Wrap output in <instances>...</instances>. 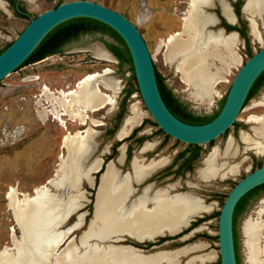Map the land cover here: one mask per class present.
<instances>
[{
	"label": "bare ground",
	"instance_id": "1",
	"mask_svg": "<svg viewBox=\"0 0 264 264\" xmlns=\"http://www.w3.org/2000/svg\"><path fill=\"white\" fill-rule=\"evenodd\" d=\"M244 1L243 15L249 23L250 34L257 43H261L263 35L257 21L264 20V0ZM218 2L223 17L232 23L233 16L226 2ZM6 6L0 0V8L5 12ZM210 7L212 0H189L188 9L182 18L181 31L164 41L160 40L156 47L158 53L165 48V63L175 68L190 97L208 105L219 97L217 86L229 83L227 77L230 70L241 65L236 35L206 29L212 27L213 17L203 9ZM91 49L95 59L114 62L102 46L95 45ZM111 74L112 70L106 67L101 73L87 74L77 81L74 89L61 91L57 96L44 88L43 95L53 109L37 110V119L44 122L48 115H52L65 128L66 123L61 116H68L72 122L79 121L80 125H85L89 114L107 108L108 113L111 112L115 108L116 93L119 92L118 81L110 77ZM100 87L113 95L103 93ZM253 108H264V90ZM142 120L143 114L136 104L132 105L116 133V140L123 142L134 129L141 126ZM91 123L94 126L102 125L92 120ZM245 123L252 125L250 133H239V140L245 145L243 153L253 151L255 155L264 157V114L251 115ZM93 140L94 131L90 128L66 134L62 139L65 155L59 156L60 163L52 179L35 188L32 195L18 193L14 188L9 190L6 197L8 208L12 211L20 236L10 237L13 249L4 247L0 250V264H179L182 258L205 249L203 243H197L145 254L130 245H116L124 242V238L143 243L156 242L164 235L174 237L193 218L209 214L213 204L204 205L198 196L188 193L189 191L170 194L175 185L154 191L151 184H146L140 194L135 196L131 183H140L148 178L152 172L162 168L167 160L145 163L144 160L134 158L132 173L123 174L117 168L124 161L123 144L118 149L120 156L116 162H108L100 173L102 159L97 157L89 162L96 147ZM154 146L153 143H145L140 152L144 154L152 151ZM108 148L106 146L103 153H107ZM237 157L238 148L230 138L222 154L215 147L204 158L202 167L196 171V179L209 183L216 179L225 180L238 176L247 158L230 165ZM95 173H100V178L96 186L93 215L86 230L75 243L69 236L83 227L86 216L85 213H79L87 201L86 192L81 190V185L86 183L93 186ZM48 186L55 192H51ZM189 186L195 187L196 184L189 183ZM74 214L77 217L73 224L63 228ZM263 214L264 209H261L258 215ZM241 234L246 264H264L259 259L260 255L264 259V246L263 249L258 246L260 236L264 239V221L260 217L254 221H246ZM189 237L186 236L183 240ZM110 242L115 244H107ZM216 256L213 251L193 255L187 258L185 264L210 263Z\"/></svg>",
	"mask_w": 264,
	"mask_h": 264
},
{
	"label": "rangeland",
	"instance_id": "2",
	"mask_svg": "<svg viewBox=\"0 0 264 264\" xmlns=\"http://www.w3.org/2000/svg\"><path fill=\"white\" fill-rule=\"evenodd\" d=\"M2 1L5 2L7 6L6 12L0 8V51L4 50L23 31L29 23L30 18H35L42 12L55 8L59 3L75 0H34L32 3L27 0ZM87 1L98 3L121 14L136 26L146 43L153 60L154 68L161 76L165 88L174 98L185 106L189 112L200 117L212 116L219 110L221 102L237 71L252 54L264 47V20L257 21V23L261 25L260 31L263 35L261 43H257L250 34L249 23L246 17L242 15L245 40H241L237 47L241 65L236 67L237 69L234 68L230 70L229 76L227 77L229 83H221L217 86L219 97L214 99L213 104L208 105L206 102L196 101L190 97L175 68L165 63L163 58L165 48L163 47L159 53L156 51V47L160 40L164 41L172 34L181 31V18H183L188 9L189 0ZM244 2L245 1H241L240 4L243 5ZM208 11L217 12L219 15L220 8L217 6L216 9H209ZM216 28L220 27L217 26L214 29ZM107 44L123 49L122 45L109 35L96 32L79 35L64 46L59 53L52 57H48L43 63L37 65L32 63L27 64L0 82V250L4 247L13 249L14 245L10 237L12 235L16 238L20 236V231L15 223L12 211L8 208L7 193L11 188H14L18 193L32 195L35 188L45 185L48 180L52 179L58 167L57 165L60 163L59 156L65 155V150L62 148V139L66 134H74L76 131H83L86 128H90L94 131L95 140H93V143L96 147L89 162L100 157L102 159V169H100L99 172H102L105 168L103 162H105V164L110 161L116 162L120 156L118 149L121 147V144L125 145L126 155L130 144L134 146L132 149L136 151L138 148L141 150L145 143L154 144L164 138V133L160 132L154 125V122L141 101L139 93L136 92V84L133 79V72L130 65H120L115 59L114 62L111 63L100 61L93 57L90 51L92 50L91 48L95 45H99L104 49ZM105 67L112 70L110 77L118 81L119 87V92L116 93L115 108L111 112L108 113L109 108H107L100 112L89 114V119H86L85 125H80L79 121L72 122L68 116H61L62 120L66 123L65 128L61 126L60 122L52 115H48L44 122L37 119V110L47 109L52 111L53 109L50 106V102L46 100L43 95L44 87L49 88L52 92L57 91L58 93L74 89L80 78L95 72L101 73ZM100 89L109 96L113 95L112 92L102 87H100ZM263 90L264 84L247 102L237 117L238 122L235 123L226 134L210 144L198 146L197 148L200 152V158L198 163L193 167L195 170L202 167L201 162H203L204 158L213 148H218L222 154L228 140L232 138L238 148V157L237 159H233L229 164L233 165L244 157L247 158L238 176L230 177L225 180L216 179L209 183H203L196 179L195 171H192L191 176L188 177L181 175L184 183L190 182L191 184H196L195 187H189V192L188 190H185V192L194 195L197 193L199 195L198 197L195 195L197 198L203 201L207 200L209 204H213L212 211L209 214H203L208 216V223L203 226L205 228L199 232L196 228H192V222L195 218H198L195 217L191 222L190 228L184 231V233L187 234L191 229L196 230L193 235H189V239H181V234L174 237H166L169 239H177L169 243L167 241L168 244L164 242L163 245L145 254L174 250L192 244L203 243L205 249L192 253L190 256H198L213 251L215 255H217L215 260L206 264H220L218 258L217 224L223 201L234 184L239 181L248 170H253V168H257L264 164V157L255 155L253 151H246L243 153L245 145L239 140L240 132L250 133L252 124L245 123L248 117L251 115L264 114V108H253V105L261 99ZM128 91H130L129 94ZM57 95L58 94H55V96ZM134 104H136L139 111L143 114V126L140 130V126L136 128L138 130L136 136L144 138L139 143L138 148L135 146V140L132 142L129 141L131 135L123 142L116 140V133L122 126L124 118L129 114V108ZM90 119L94 122H100L102 125L94 126ZM151 132L153 135H150ZM140 133L144 135H140ZM174 141L173 139L167 140L166 144L159 149L158 156L167 157L172 155L174 151L191 149V147H187V145L183 143L173 146ZM106 146H109L108 152L103 153V149ZM154 150L155 147L152 151ZM135 156L138 159V156L144 157L146 154L140 152V154L136 153ZM117 168L124 171L125 173L123 174L132 173L130 164L127 162L123 165H117ZM100 173L93 174V177H96L97 184L99 182ZM178 180L179 177L168 180L164 182L163 185L174 183ZM85 184L86 183H83L81 185V190L87 191V201L85 202V206L79 211V213L86 214L84 225L80 230L73 232L72 235L69 236L73 238L75 243L78 241L77 238H79L82 232L86 230L94 210L93 205L97 184L93 189H88V185L86 184V186ZM175 188H177L176 185ZM49 189L51 192H55L52 187H49ZM170 193L176 194L175 191L172 190ZM209 196H211L210 199L208 198ZM263 201L264 188L255 193L245 210L237 219L236 232L240 264H246L245 248L241 234L242 226L246 221H254L258 219V217H260V220L264 221V214L261 216L258 215V212L264 209V204H262ZM76 217L77 214L72 215L63 228L72 225ZM129 241L130 239L126 242L116 243V245H131ZM112 243L115 244V242L107 244ZM258 246L259 249H263L264 239L261 236L258 241ZM60 249L62 250V247ZM190 256L187 258H190ZM187 258H182L179 264H185ZM259 259L262 263L264 262L262 255H260Z\"/></svg>",
	"mask_w": 264,
	"mask_h": 264
},
{
	"label": "water",
	"instance_id": "3",
	"mask_svg": "<svg viewBox=\"0 0 264 264\" xmlns=\"http://www.w3.org/2000/svg\"><path fill=\"white\" fill-rule=\"evenodd\" d=\"M213 1L212 7L203 9L206 14L213 17L212 27L206 29L208 31H221L225 35L233 33L239 40V34L234 30L228 32L223 27L214 29L220 21L215 13L208 11L215 7ZM244 4L245 2L240 10L241 15H243ZM220 16L227 25L234 26L236 22L234 14H232L234 19L232 23L223 17L221 11ZM79 18L91 19L106 25L123 40L131 57L139 96L152 121L166 136L185 145L203 146L210 144L237 123V117L244 108L252 85L264 71L263 47L252 54L237 71L225 95L224 103L214 119L199 125L183 122L169 111L161 97L153 60L136 26L121 14L103 5L87 0H75L63 2L53 9L42 12L35 18H30L23 31L0 53V82L15 73L51 31L67 21ZM104 50L117 60L106 47ZM196 171L197 169L195 173ZM262 184H264V164L253 170H248L227 193L218 215L217 224L220 264H237L233 235L234 209L246 193ZM191 224L189 223L186 228L174 236L181 234V239H183L193 235L194 229H191L187 234L184 233ZM166 237H173V235H164L158 239ZM123 240L126 242L128 238Z\"/></svg>",
	"mask_w": 264,
	"mask_h": 264
},
{
	"label": "flooded vegetation",
	"instance_id": "4",
	"mask_svg": "<svg viewBox=\"0 0 264 264\" xmlns=\"http://www.w3.org/2000/svg\"><path fill=\"white\" fill-rule=\"evenodd\" d=\"M243 0H225L230 12H232L231 14H234L236 17V22L234 24V26H232V30L238 32L239 34V42L241 40H245L244 37V22L242 19V15L240 13L241 7L242 5L240 4V2ZM214 8L216 9L217 6H219V2L218 0H214ZM217 3V6H216ZM212 8V9H214ZM220 8V7H219ZM211 9V10H212ZM213 12V11H212ZM218 16L219 19V23L216 25V27H223L225 28L228 32L231 31L230 29H228L229 25H225L226 22L225 20L219 15L217 14V12H213ZM244 16V15H243ZM224 21H223V20ZM234 20V19H233ZM182 21V18H181ZM181 27H182V22H181ZM231 27V26H230ZM67 32V31H66ZM62 33L57 35L56 37L52 38L47 44H45V46H43V48L41 49V51L39 52V59H36V61L31 62L32 64H41L43 63L45 60H47L48 57H52L53 55L59 53L64 46H66L69 42H71L74 39H71L70 41H67L68 37L70 35H73V33H75L76 31L72 30L71 33ZM86 34H90V33H86ZM85 34V35H86ZM66 41V42H65ZM42 56V57H40ZM29 63V64H31ZM176 117V116H175ZM143 126V123L141 124L140 128ZM157 127V126H156ZM158 128V127H157ZM137 132L131 134L129 141L132 142L135 140V146H137V148L139 147V143L141 142V140H143V137H137ZM140 135H144L143 133H140ZM150 135H153V133L151 132ZM171 139L170 137L166 136L164 134V138H162L161 140L157 141L154 143V147L155 150L154 151H150V152H146L144 154H146V156H138V159L140 160H144L145 163H149L151 160L154 161H159L161 159H166L167 163L162 167L157 169L156 171L152 172L150 174V176L144 180H142L140 183H136V182H132L131 186L134 190V192L136 193L135 196H137L138 194H140L142 188L146 185V184H151L153 186V190L156 191L160 188H165L171 184H174L177 186V188H175V190L173 189L172 191H175V193H182L185 192V190H190V186L188 183L190 182H185L182 180L181 175H184L185 177L191 176V172L195 171V169L193 168L194 165H196L199 161L200 158V152L197 149L198 146H192L191 149H187V150H183V151H174L172 153V155L167 156V157H159L158 152L159 149L161 147L164 146V144H166L167 140ZM180 142L178 141H174V145L179 144ZM134 146H132L131 144L129 145V150H127V153L124 157V161L123 164H125L126 162L128 164H130V169H131V164L132 161L134 160V158L137 159V157L135 156L136 153L140 154V150L139 148L134 151L132 148ZM187 147H190V145H187ZM131 148V149H130ZM156 158V159H155ZM108 163V162H107ZM202 163V162H201ZM105 164V162H103V165ZM122 164V165H123ZM119 166V165H118ZM253 168V167H252ZM120 170V169H119ZM121 171V170H120ZM122 173H125L124 171H121ZM131 174V173H130ZM179 180L174 182V183H170L167 185H163L164 182L168 181V180H173L174 178H178ZM96 177H94V185L93 187L96 186ZM86 185V184H85ZM87 186V185H86ZM88 189H91V187L87 186ZM93 189V188H92ZM87 192V191H86ZM172 194V193H170ZM196 196H199L197 193H195ZM209 199L211 198V196L208 197ZM203 201V200H202ZM204 205L209 204V201L205 200L203 201ZM208 216L205 215H201L198 218H195L194 221L192 222V228H196V230L199 232L201 230H203L205 227H203L205 224H207V218ZM202 224V225H199ZM195 230V231H196ZM174 239L177 238H162V239H158L156 242L150 243V242H143V243H139L136 242L134 240L129 241V243L131 244L130 246L132 248H135L143 253H150L151 250L157 248L160 245H163L164 242L168 241V242H172L174 241ZM185 262V261H184ZM183 262V263H184Z\"/></svg>",
	"mask_w": 264,
	"mask_h": 264
},
{
	"label": "trees",
	"instance_id": "5",
	"mask_svg": "<svg viewBox=\"0 0 264 264\" xmlns=\"http://www.w3.org/2000/svg\"><path fill=\"white\" fill-rule=\"evenodd\" d=\"M59 4H61V3H59ZM225 25H227V24H225ZM228 27H229L228 29H230V30L233 29L230 26H228ZM72 30H74L76 32L73 33V35H70L68 37L67 41H70L71 39H75L79 35L86 34V33H94V32L112 36L116 41L119 42L120 45H122L123 49H120L118 47L111 46L108 44L106 45V48L117 59V61L119 62L120 65H122V64L130 65L131 70L133 72L131 57H130V54H129L127 47L125 46L123 40L108 26H106L100 22H97V21H94L91 19H85V18H79V19H73V20L67 21V22L59 25L53 31H51L46 36V38L41 42V44L37 47V49L28 57V59L16 71H18L19 69H21L25 65H27L33 61H36V59H39L38 58L39 52L41 51L43 46H45V44H47L52 38L56 37L59 34L66 32V31H67L66 33H68V32L71 33ZM4 50L0 51V53L3 52ZM40 57H42V56H40ZM155 74H156V80H157L158 88H159L161 97H162L166 107L169 109V111L173 115H175L178 119H180L183 122H186L189 124H194V125L208 123L216 117V115L218 114V112L220 111V109L224 103L225 97L223 98V101L221 102L219 110L216 113H214L212 116L200 117V116L194 115L191 112H189L187 110V108L185 106H183L176 98H174V96H172V94L165 88V86L162 82V78L158 74L156 69H155ZM133 79L135 81L134 72H133ZM135 84H136V81H135ZM263 84H264V71L259 75V77L256 79V81L252 85V87L248 93V96L246 98V101L244 103V106L257 93V91L263 86ZM136 92H138L137 85H136ZM129 93H130V91H128V94ZM154 125L156 126L155 123H154ZM137 131L138 130L135 129V130H133V133H136ZM159 131L162 132L161 130H159ZM227 132H228V130L224 134H226ZM190 147H192V146L190 145ZM253 169H255V168H253ZM263 188H264V184L254 188L251 191H249L248 193H246L239 200V202L237 203V205L234 209V213H233V235H234V242H235V252H236V258H237V264H240V258H239L238 246H237V232H236L237 219L242 214V212L245 210L246 206L248 205L251 198L255 195V193L257 191L263 189Z\"/></svg>",
	"mask_w": 264,
	"mask_h": 264
},
{
	"label": "built area",
	"instance_id": "6",
	"mask_svg": "<svg viewBox=\"0 0 264 264\" xmlns=\"http://www.w3.org/2000/svg\"><path fill=\"white\" fill-rule=\"evenodd\" d=\"M44 88H46V91H47V92H49V93H52V94H55V93H56V94H58V92H57V91H53V92H52V91H50V89H49V88H47V87H44Z\"/></svg>",
	"mask_w": 264,
	"mask_h": 264
},
{
	"label": "crops",
	"instance_id": "7",
	"mask_svg": "<svg viewBox=\"0 0 264 264\" xmlns=\"http://www.w3.org/2000/svg\"><path fill=\"white\" fill-rule=\"evenodd\" d=\"M93 182H94V181H93ZM93 185H94V183H93ZM88 186H89V185H88ZM89 187L93 188V186H89ZM84 206H85V203H84L83 207H84ZM83 207H82V208H83ZM82 208H81V209H82Z\"/></svg>",
	"mask_w": 264,
	"mask_h": 264
}]
</instances>
